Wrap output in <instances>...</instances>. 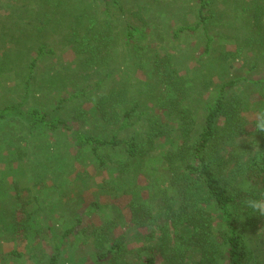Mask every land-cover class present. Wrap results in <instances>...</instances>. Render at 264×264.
Listing matches in <instances>:
<instances>
[{
    "label": "trees",
    "instance_id": "trees-1",
    "mask_svg": "<svg viewBox=\"0 0 264 264\" xmlns=\"http://www.w3.org/2000/svg\"><path fill=\"white\" fill-rule=\"evenodd\" d=\"M117 1L39 0L37 32L45 38L44 27L51 26L50 31L63 44L62 49L78 57L75 70L79 76L57 75L53 79L54 87L60 89L51 104L57 112L54 116L36 106L23 111L20 104H11L0 109V122L23 116L31 130L42 125L40 138L45 161H50L53 150L48 140L56 141L57 135L63 133L70 142V162L88 161L94 171L115 169L116 178L109 183L115 189L117 184H124L125 195L129 196L130 222L146 227L163 219L174 229L171 234L164 232L160 245L155 246L167 255L169 264H185V253L193 246L200 249L197 264H220L225 259L227 264H261L250 250L247 236L257 229L264 215L247 202L264 203V133L257 132L255 125L244 119L242 97L224 96L225 91L233 88L234 81L215 87L214 101L198 122L188 104L190 86L174 74L175 58L170 48L161 51V46L147 41L143 27L131 24H127L120 40L112 14V9L123 12ZM193 1L194 24L174 27L170 44L174 48L175 41L185 32L197 33L199 37L203 31L201 57L209 54L214 39L204 35L211 19L206 14L209 2ZM261 1L260 4L254 0L247 23L253 30L250 44L258 45L264 52V0ZM44 47L45 44L38 46L36 58L30 62L25 93L31 91L29 77L37 58L52 52ZM66 106L76 121L84 123L83 129H71L61 117L59 111ZM163 124L172 125L167 127L169 134ZM30 131L28 137L33 141L36 134ZM47 170L32 172L33 188L38 187L37 195L41 194L45 201L52 191L57 196L54 198L62 199L67 192L66 182H60L59 188L47 178ZM132 172L147 180L146 198L139 185L125 184L124 179ZM160 176L164 177L162 183L155 184L152 179ZM80 180L81 190L91 188V177L89 185ZM9 190H16L18 195L17 184L9 186ZM35 199L38 201V196ZM11 202V209L23 206L27 211L25 222L16 228L32 231L31 221L36 219L30 208L33 200L23 202L11 197ZM101 208L108 211L109 220L119 221L116 206L104 204ZM214 218L219 223L215 224ZM64 221L58 219L60 243L55 245L56 251L62 239L69 235L79 239L84 235L85 242L93 243L94 249L100 251L97 261L130 264L124 259V237H109L113 224L102 222L84 230L79 218L77 223ZM141 261L156 264L149 254Z\"/></svg>",
    "mask_w": 264,
    "mask_h": 264
},
{
    "label": "rangeland",
    "instance_id": "rangeland-1",
    "mask_svg": "<svg viewBox=\"0 0 264 264\" xmlns=\"http://www.w3.org/2000/svg\"><path fill=\"white\" fill-rule=\"evenodd\" d=\"M207 1L209 11L206 14L211 19L204 35L214 39L209 54L201 57L203 31H200L199 37L197 33L185 32L175 41L174 48L170 44L174 27L194 24L193 0H118L117 4L122 6L123 12L112 9L114 26L121 33L120 40L127 24H131L143 27L147 41L161 46V51L166 52L170 48L175 58L174 74L182 77L183 82L190 86L188 104L193 108L198 122L202 120L206 107L214 101L215 87L234 81L235 85L225 91L224 96L236 94L242 97V115L250 125H255L259 115L264 113V52L249 41L253 30L247 20L251 16L254 0ZM257 2L262 3L261 0ZM39 5V0H0V109L20 104V109L25 111L36 106L54 116L57 112L52 110L51 104L55 103L56 93L60 89L54 87L53 79L57 75L79 76L75 70L78 57L62 49L63 44L50 31L51 26L44 27L45 38L37 32ZM40 28H43L42 25ZM42 44H45L44 50L52 52L37 58L29 77L31 91L25 93L30 62L36 58L35 51ZM90 96L91 93L87 95L88 98ZM146 104L154 107L151 103ZM59 112L71 129L84 128L82 121L73 118L68 106ZM169 125L163 124L166 134L170 132L167 127L172 125ZM30 130L31 125L23 116H11L0 122V264H111L108 260L97 261L101 253L94 249L93 243L85 242L84 235L79 239L69 235L62 239L56 251L55 245L60 243L59 218H64L66 224L77 223L79 218V225L84 230L102 222L111 223L113 229L109 237L118 240L124 237L125 246L127 244L124 259L127 262L142 264L144 255L149 254L155 258L156 264H169L167 255L160 253L155 246L160 245L164 232L171 234L174 229L163 219H159L154 226L146 227H136L130 222L129 196L125 195L124 184H117L115 189L109 183L116 178L115 169L94 171L88 161L70 162V142L67 134L63 133L57 135L56 141L48 140V146L53 150L50 161H45L40 138L44 127L39 125ZM29 131L36 134L33 141L28 137ZM157 152H160L159 149ZM38 169H48L47 178L58 184L59 188L60 182H66L67 192L62 199L54 198L57 197L54 191L45 197L46 201L41 194L37 195L38 187L33 188L30 177ZM80 179L90 184L91 188L81 190ZM163 179L160 176L152 180L155 184H161ZM118 180L117 177L116 182ZM124 180L128 187L139 185L142 196L147 197V180L137 172H132ZM16 184L18 195L16 190H9V186L16 187ZM28 189L29 192L26 191ZM11 197L23 202L28 198L33 200L30 208L31 212L34 210L36 219L30 220L32 231L16 228L17 224L25 222L27 211L23 206L11 209L10 206H14ZM104 204L116 206L119 221L108 219V211L101 208ZM70 214L73 216L69 217ZM212 216L215 217L214 213ZM214 223H219V220L214 218ZM35 230L38 233L35 234ZM247 237L257 262L264 264V220ZM54 256L55 261L51 262ZM199 258L200 249L193 246L185 253L183 262L197 264ZM220 264H227L226 259Z\"/></svg>",
    "mask_w": 264,
    "mask_h": 264
},
{
    "label": "clouds",
    "instance_id": "clouds-1",
    "mask_svg": "<svg viewBox=\"0 0 264 264\" xmlns=\"http://www.w3.org/2000/svg\"><path fill=\"white\" fill-rule=\"evenodd\" d=\"M255 127L257 132L264 133V113L259 115ZM247 203L248 206L252 207L254 210L259 211L261 215H264V204L251 200H249Z\"/></svg>",
    "mask_w": 264,
    "mask_h": 264
}]
</instances>
